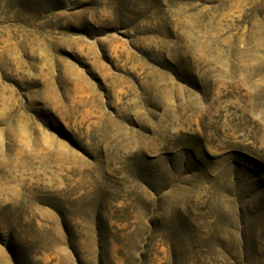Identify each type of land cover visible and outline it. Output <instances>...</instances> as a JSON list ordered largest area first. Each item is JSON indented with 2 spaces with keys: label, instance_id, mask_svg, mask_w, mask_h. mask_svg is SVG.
I'll return each instance as SVG.
<instances>
[{
  "label": "rangeland",
  "instance_id": "rangeland-1",
  "mask_svg": "<svg viewBox=\"0 0 264 264\" xmlns=\"http://www.w3.org/2000/svg\"><path fill=\"white\" fill-rule=\"evenodd\" d=\"M0 264H264V0H0Z\"/></svg>",
  "mask_w": 264,
  "mask_h": 264
}]
</instances>
